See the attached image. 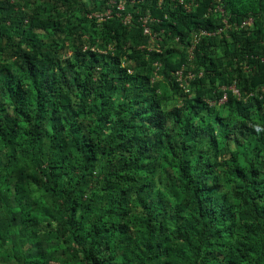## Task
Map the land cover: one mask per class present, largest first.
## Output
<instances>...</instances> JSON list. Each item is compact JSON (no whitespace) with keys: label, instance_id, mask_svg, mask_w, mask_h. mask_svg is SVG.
I'll list each match as a JSON object with an SVG mask.
<instances>
[{"label":"trees","instance_id":"16d2710c","mask_svg":"<svg viewBox=\"0 0 264 264\" xmlns=\"http://www.w3.org/2000/svg\"><path fill=\"white\" fill-rule=\"evenodd\" d=\"M130 1L0 0V258L264 264V0Z\"/></svg>","mask_w":264,"mask_h":264},{"label":"built area","instance_id":"2783aa9c","mask_svg":"<svg viewBox=\"0 0 264 264\" xmlns=\"http://www.w3.org/2000/svg\"><path fill=\"white\" fill-rule=\"evenodd\" d=\"M139 1L142 0H131L130 2L132 4L137 3ZM164 0H160L159 4H161ZM180 5H182L184 7V9H186L188 12H190L192 10V6L194 5V1L193 2H189L186 0H176ZM127 0H120V3L117 5V0H109V4L111 3L112 5L115 6V4L117 5L116 7V13H118V15H122L125 11V5H126ZM209 11L210 12H215L219 15H221L222 17V22L225 26V28L230 26L229 23V18L225 15V11L223 9V7L219 4V5H213L211 7H209ZM112 13H113V7L110 9H107L106 11H104L103 13H98V14H92L91 16H96L97 18H99L100 20L105 19L106 17H112ZM132 15L131 13H127L124 16V23H129L132 19ZM157 21L156 18H152L150 16H141L140 17V22L142 24V27L144 28V33L146 35L149 36V44L147 46H143L146 47L147 50L149 51H160L161 49V45H160V41H162L161 38H157V35L159 33H153L152 29H151V22ZM254 23V18L250 17L246 20L243 21L242 25L244 26H251ZM223 30V27L219 28V32H221ZM161 33H164V30H161ZM202 35H209V32L207 30H201V32L199 33V35H195L193 38V44H192V48L195 47V45L198 43L200 36ZM190 55H192V52L190 51ZM157 65V64H156ZM129 72L131 73V70H129ZM175 75L180 83V86L185 89L186 91H188L189 89L187 88V86L190 84V81L195 79L196 75L194 72H188L186 74H184L183 69L178 70L177 72H175ZM200 75H202V73H200ZM230 89L233 91V93L237 96H241V92L240 90L235 86L230 87ZM262 92H264V87L262 88ZM227 98V94L224 95V98L222 99L221 102H224Z\"/></svg>","mask_w":264,"mask_h":264},{"label":"rangeland","instance_id":"374dc122","mask_svg":"<svg viewBox=\"0 0 264 264\" xmlns=\"http://www.w3.org/2000/svg\"><path fill=\"white\" fill-rule=\"evenodd\" d=\"M0 264H14V263L5 262L2 258H0Z\"/></svg>","mask_w":264,"mask_h":264}]
</instances>
